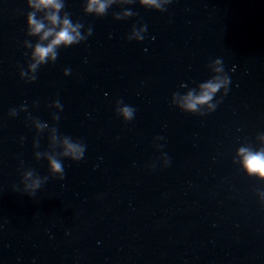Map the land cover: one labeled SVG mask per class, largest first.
<instances>
[{"label": "water", "instance_id": "1", "mask_svg": "<svg viewBox=\"0 0 264 264\" xmlns=\"http://www.w3.org/2000/svg\"><path fill=\"white\" fill-rule=\"evenodd\" d=\"M86 3L64 0L61 15L92 34L26 82V41L39 36L25 14L51 27L54 9L0 0V264H264V174L239 152L264 149V0H171L163 12L115 0L104 16ZM142 25L143 40L127 39ZM216 58L228 93L214 111L183 110ZM63 135L86 147L58 179L48 158ZM29 169L48 177L34 196Z\"/></svg>", "mask_w": 264, "mask_h": 264}, {"label": "clouds", "instance_id": "2", "mask_svg": "<svg viewBox=\"0 0 264 264\" xmlns=\"http://www.w3.org/2000/svg\"><path fill=\"white\" fill-rule=\"evenodd\" d=\"M115 0H87L84 5V11L86 13H95L96 16H104ZM171 0H139V4L148 9H154L160 12L166 11V5H168ZM28 8L40 9L41 7H51L54 11L48 13L47 20L52 25L51 27L46 26L42 19L37 18L35 11H28L25 14V25L26 33L28 36H39V41L33 43L30 40L26 41L29 49H31L28 54L31 62L27 64L28 70H30L33 75L26 82H32L36 79L35 73L39 66L49 63V60L54 62L58 57V49L62 47H69L74 44H78L87 39L89 35L92 34V28H87V34L81 32L84 27L83 24L79 22H73L70 18L69 13L63 12L61 15V10L64 9V0H26ZM128 15H135L134 12H126ZM118 15V14H117ZM119 18V17H118ZM147 31V25H142V29L137 30L135 36L128 35L127 39L141 41L144 39V33ZM42 41H47V43H42ZM211 64H215L214 69L210 68ZM206 67L210 75L206 82L199 83L198 87L200 89L199 94H196L194 90H190L184 97V102L180 105L183 110L195 112L198 110L200 105H208L211 111H214L217 105L220 103L216 100V94L221 92L222 95H226L229 91V85L231 83V78L227 75L224 69L223 62L220 58L212 59ZM234 70V69H233ZM213 73H222L223 75H214ZM28 72L22 68L19 72L20 76H27ZM70 69H64V75H69ZM53 103L62 110V105L59 100H54ZM118 107L115 108L116 113L124 120L129 121L134 118L135 109L129 105L123 103L122 100H118ZM20 108L26 109L27 105H20ZM18 109H9V116H16ZM207 113H201V115H206ZM55 120L59 119L58 114H53ZM38 126L45 127L46 125L40 124L38 121ZM54 131L57 132V139H59L60 134L56 127ZM157 139H162V137H157ZM85 145L79 140H73L71 137L63 135V149L56 155H50L48 158L49 173L58 179L64 178V165L62 163L63 158H67L72 161H79L83 159L85 153ZM162 147V146H158ZM239 152L243 154V164L250 172H256L264 174V149L252 152L246 148L239 149ZM39 155V153H38ZM166 158L164 165L166 166L169 161L166 154H163ZM25 178H32L31 183H26L22 187V191L27 193L29 196H34L36 191L41 188L44 182L48 179L47 176H39L32 169L25 171ZM55 174H59L56 176ZM21 182V181H20Z\"/></svg>", "mask_w": 264, "mask_h": 264}]
</instances>
